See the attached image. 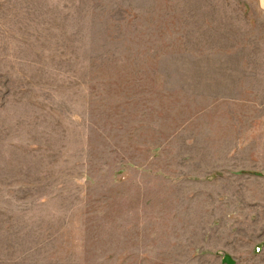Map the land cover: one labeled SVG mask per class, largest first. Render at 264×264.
Returning <instances> with one entry per match:
<instances>
[{"label": "rangeland", "instance_id": "1", "mask_svg": "<svg viewBox=\"0 0 264 264\" xmlns=\"http://www.w3.org/2000/svg\"><path fill=\"white\" fill-rule=\"evenodd\" d=\"M261 17L0 0V264H264Z\"/></svg>", "mask_w": 264, "mask_h": 264}, {"label": "crops", "instance_id": "2", "mask_svg": "<svg viewBox=\"0 0 264 264\" xmlns=\"http://www.w3.org/2000/svg\"><path fill=\"white\" fill-rule=\"evenodd\" d=\"M244 2L252 4L253 10L259 12L261 16H264V0H244ZM259 19L264 20V17Z\"/></svg>", "mask_w": 264, "mask_h": 264}, {"label": "water", "instance_id": "3", "mask_svg": "<svg viewBox=\"0 0 264 264\" xmlns=\"http://www.w3.org/2000/svg\"><path fill=\"white\" fill-rule=\"evenodd\" d=\"M222 263L223 264H233L231 259L227 255H225L224 258L222 259Z\"/></svg>", "mask_w": 264, "mask_h": 264}]
</instances>
